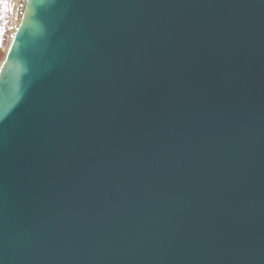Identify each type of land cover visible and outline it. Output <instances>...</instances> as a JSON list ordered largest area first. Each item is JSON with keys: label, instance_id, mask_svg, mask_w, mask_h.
I'll return each instance as SVG.
<instances>
[{"label": "water", "instance_id": "1", "mask_svg": "<svg viewBox=\"0 0 264 264\" xmlns=\"http://www.w3.org/2000/svg\"><path fill=\"white\" fill-rule=\"evenodd\" d=\"M0 264H264V0H24Z\"/></svg>", "mask_w": 264, "mask_h": 264}, {"label": "trees", "instance_id": "2", "mask_svg": "<svg viewBox=\"0 0 264 264\" xmlns=\"http://www.w3.org/2000/svg\"><path fill=\"white\" fill-rule=\"evenodd\" d=\"M12 0H0V61L4 58L6 48L11 38V32L8 28L10 3Z\"/></svg>", "mask_w": 264, "mask_h": 264}, {"label": "rangeland", "instance_id": "3", "mask_svg": "<svg viewBox=\"0 0 264 264\" xmlns=\"http://www.w3.org/2000/svg\"><path fill=\"white\" fill-rule=\"evenodd\" d=\"M23 1L24 0H12L10 3V13H9V22H8V28L10 32H12V29L14 28L13 22H16V20L19 19V14Z\"/></svg>", "mask_w": 264, "mask_h": 264}, {"label": "bare ground", "instance_id": "4", "mask_svg": "<svg viewBox=\"0 0 264 264\" xmlns=\"http://www.w3.org/2000/svg\"><path fill=\"white\" fill-rule=\"evenodd\" d=\"M21 8H22V6H21ZM20 12H21V10H20ZM14 13V12H13ZM20 15V14H19ZM13 17V16H12ZM14 18V17H13ZM17 22H18V19L16 20V22H13V24H14V27L16 26V24H17Z\"/></svg>", "mask_w": 264, "mask_h": 264}, {"label": "snow or ice", "instance_id": "5", "mask_svg": "<svg viewBox=\"0 0 264 264\" xmlns=\"http://www.w3.org/2000/svg\"><path fill=\"white\" fill-rule=\"evenodd\" d=\"M0 33H2V29H0Z\"/></svg>", "mask_w": 264, "mask_h": 264}]
</instances>
